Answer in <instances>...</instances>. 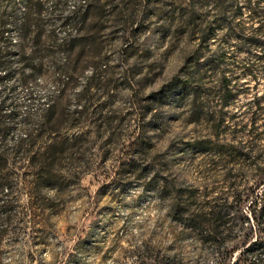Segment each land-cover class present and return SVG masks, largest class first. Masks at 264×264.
I'll return each instance as SVG.
<instances>
[{
  "label": "rangeland",
  "instance_id": "1",
  "mask_svg": "<svg viewBox=\"0 0 264 264\" xmlns=\"http://www.w3.org/2000/svg\"><path fill=\"white\" fill-rule=\"evenodd\" d=\"M263 41L264 0H0V264H217L169 205L254 197Z\"/></svg>",
  "mask_w": 264,
  "mask_h": 264
},
{
  "label": "trees",
  "instance_id": "2",
  "mask_svg": "<svg viewBox=\"0 0 264 264\" xmlns=\"http://www.w3.org/2000/svg\"><path fill=\"white\" fill-rule=\"evenodd\" d=\"M252 41L259 42L256 39ZM260 44L264 46V41ZM225 80V89L230 92V81L226 78ZM185 88V83L176 84L174 93L178 97ZM262 185H264V169L256 178L254 197L247 201L246 207L243 202L236 203L237 210L233 216H231L233 213L231 208L234 202L230 203L228 199L220 203H209L205 211L199 215H193L187 203L171 202L170 214L173 220L180 221L193 229L202 242L209 243L218 250L221 259L217 264H264V186L260 188ZM184 204L187 208L182 207ZM246 223L249 225L247 226ZM235 226H238L239 231L247 230V232L237 239L235 237L234 246L228 247L229 240H232L228 236Z\"/></svg>",
  "mask_w": 264,
  "mask_h": 264
}]
</instances>
